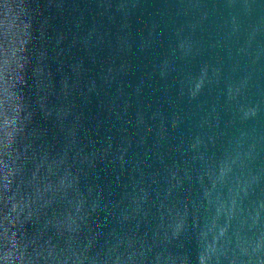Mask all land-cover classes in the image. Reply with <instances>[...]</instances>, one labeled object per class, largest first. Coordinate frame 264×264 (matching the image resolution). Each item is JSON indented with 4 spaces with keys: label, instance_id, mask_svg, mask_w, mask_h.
Instances as JSON below:
<instances>
[{
    "label": "water",
    "instance_id": "1",
    "mask_svg": "<svg viewBox=\"0 0 264 264\" xmlns=\"http://www.w3.org/2000/svg\"><path fill=\"white\" fill-rule=\"evenodd\" d=\"M0 264H264V0H0Z\"/></svg>",
    "mask_w": 264,
    "mask_h": 264
}]
</instances>
